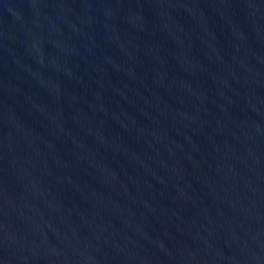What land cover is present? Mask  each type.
<instances>
[{
  "label": "water",
  "instance_id": "1",
  "mask_svg": "<svg viewBox=\"0 0 264 264\" xmlns=\"http://www.w3.org/2000/svg\"><path fill=\"white\" fill-rule=\"evenodd\" d=\"M0 264H264V0H0Z\"/></svg>",
  "mask_w": 264,
  "mask_h": 264
}]
</instances>
